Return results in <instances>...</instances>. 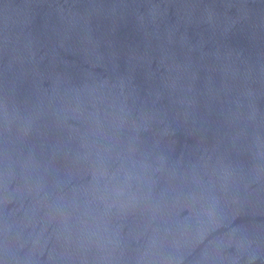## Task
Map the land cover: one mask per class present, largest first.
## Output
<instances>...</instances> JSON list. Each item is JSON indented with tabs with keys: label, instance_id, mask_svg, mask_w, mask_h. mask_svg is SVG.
Listing matches in <instances>:
<instances>
[{
	"label": "water",
	"instance_id": "water-1",
	"mask_svg": "<svg viewBox=\"0 0 264 264\" xmlns=\"http://www.w3.org/2000/svg\"><path fill=\"white\" fill-rule=\"evenodd\" d=\"M0 264H264V0H0Z\"/></svg>",
	"mask_w": 264,
	"mask_h": 264
}]
</instances>
